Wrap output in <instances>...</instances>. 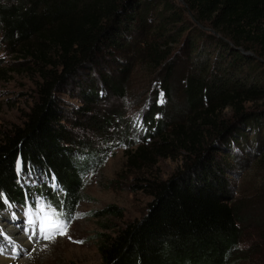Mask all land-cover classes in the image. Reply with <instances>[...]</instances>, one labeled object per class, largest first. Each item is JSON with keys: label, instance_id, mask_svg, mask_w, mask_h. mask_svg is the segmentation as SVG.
I'll return each mask as SVG.
<instances>
[{"label": "trees", "instance_id": "1", "mask_svg": "<svg viewBox=\"0 0 264 264\" xmlns=\"http://www.w3.org/2000/svg\"><path fill=\"white\" fill-rule=\"evenodd\" d=\"M178 1L0 0V42L36 78L24 121L0 137L1 212L39 206L74 220L105 155L77 140L82 121L61 95L78 96L73 114L88 117L104 95L125 98L145 63L161 74L170 110L149 109L147 141L130 163L179 153L185 163L137 186L153 197L148 210L101 241V264H230L244 208L230 174L255 155L264 162V0ZM91 116L100 130L110 123Z\"/></svg>", "mask_w": 264, "mask_h": 264}, {"label": "rangeland", "instance_id": "2", "mask_svg": "<svg viewBox=\"0 0 264 264\" xmlns=\"http://www.w3.org/2000/svg\"><path fill=\"white\" fill-rule=\"evenodd\" d=\"M20 60L8 53L0 42V137L3 132L22 124L24 114L36 97V78L27 65L20 66ZM149 67L145 63L136 65L128 95L125 98L104 95L88 117L73 114V109L83 104L78 96L61 95L71 121L77 118L82 121L74 126L77 140L88 138L98 153L105 155L104 162L84 179L75 218L67 223L65 236L57 235L52 241L43 238L40 231L43 217L52 210L41 211L39 206H9L0 211V253L25 255L24 247L8 227L15 225L19 231L41 236L34 240L35 244L31 243L35 246L26 253V264H101V241L148 210L153 197L137 186L148 180H166L184 167L185 154L180 153L171 157L155 156L149 161L137 160L135 165L130 163L131 154L147 141L149 109L155 104L158 118L165 117L170 110L171 96L160 86L161 74ZM91 115L110 123L100 130L95 127L98 123L92 125ZM261 158L255 155L248 163H236L235 172L230 174L236 203L244 206L240 211L239 250L230 264H259L264 259V162ZM25 179L30 181L28 176ZM247 203L251 205L246 206ZM110 205L118 207L122 214H103Z\"/></svg>", "mask_w": 264, "mask_h": 264}, {"label": "bare ground", "instance_id": "3", "mask_svg": "<svg viewBox=\"0 0 264 264\" xmlns=\"http://www.w3.org/2000/svg\"><path fill=\"white\" fill-rule=\"evenodd\" d=\"M8 227L10 229V233L12 235L16 236L19 243L22 244L26 253L30 251L29 248L31 246H35V245H32V244H35L34 240L36 241L37 238H39V237L41 238V236L35 237V235H33V234L32 235L28 234L27 230L19 231L15 225H8ZM26 253H25V255H22V256L21 255L20 256H13L11 252L7 253L6 251H2L0 253V264H26L27 260H28V257H25L28 255V254L26 255Z\"/></svg>", "mask_w": 264, "mask_h": 264}, {"label": "snow or ice", "instance_id": "4", "mask_svg": "<svg viewBox=\"0 0 264 264\" xmlns=\"http://www.w3.org/2000/svg\"><path fill=\"white\" fill-rule=\"evenodd\" d=\"M41 211H43V209H41ZM63 217L64 214L56 211L55 209H53L50 213H45L43 217L44 223L40 228L45 240L52 241L57 235H67L68 225L66 223V219Z\"/></svg>", "mask_w": 264, "mask_h": 264}, {"label": "water", "instance_id": "5", "mask_svg": "<svg viewBox=\"0 0 264 264\" xmlns=\"http://www.w3.org/2000/svg\"><path fill=\"white\" fill-rule=\"evenodd\" d=\"M243 53H248V52H245L243 49H241Z\"/></svg>", "mask_w": 264, "mask_h": 264}]
</instances>
